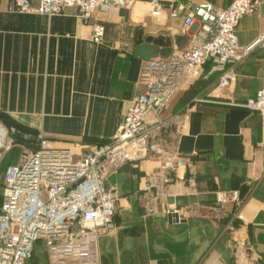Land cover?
<instances>
[{"label":"crops","instance_id":"crops-1","mask_svg":"<svg viewBox=\"0 0 264 264\" xmlns=\"http://www.w3.org/2000/svg\"><path fill=\"white\" fill-rule=\"evenodd\" d=\"M177 1L219 8L232 2ZM10 2L0 0L2 161L27 146L15 140L19 134L32 141L40 134L74 150L108 140L141 89L144 60L134 55L135 45L147 35L188 45L177 31L181 15L169 17L166 7L151 15L146 0H133L109 18L94 11L87 19L74 7L45 15L7 10ZM94 20L103 26L99 42L89 38ZM263 30L260 0L236 33L247 45ZM235 70L237 80L218 91L220 71L206 62L161 114L156 137L183 165L162 173L160 157L152 155L106 174L105 184L114 187L115 229L98 238L93 264H264V119L245 105L260 86L264 62L246 60ZM194 96L200 100L193 102ZM223 189H238L239 202L217 203L214 192ZM167 209L183 221H168ZM33 254L31 264H45V250Z\"/></svg>","mask_w":264,"mask_h":264},{"label":"built area","instance_id":"built-area-1","mask_svg":"<svg viewBox=\"0 0 264 264\" xmlns=\"http://www.w3.org/2000/svg\"><path fill=\"white\" fill-rule=\"evenodd\" d=\"M146 1L151 15H157L164 7L169 17L181 15L179 31L188 37L186 49L143 62L138 79L141 89L128 101L120 123L108 140L83 145L87 149L77 151L57 146L38 134L34 146L20 151L16 161L7 165L0 196V264H24L37 241L44 246L49 264L69 261L93 264L98 238L115 228L114 187L105 184L106 174L115 173L126 161L152 155L160 157L162 173L183 165V160L165 151L156 137L161 114L171 99L200 76L208 61L212 69L220 71L214 89L227 88L238 78L237 64L255 46L264 45V30L247 45L239 42L236 33L240 19L254 13L260 0H232L224 8L209 2ZM132 2L11 0L6 8L54 15L74 7L81 19L89 18L94 11H102L109 18L116 9ZM89 27L90 40L99 42L102 24L94 20ZM199 100L198 96L192 98L193 102ZM245 105L264 119V74L259 88L246 99ZM8 131L15 132L13 127ZM214 195L220 204H235L240 200L238 189L217 190Z\"/></svg>","mask_w":264,"mask_h":264},{"label":"water","instance_id":"water-1","mask_svg":"<svg viewBox=\"0 0 264 264\" xmlns=\"http://www.w3.org/2000/svg\"><path fill=\"white\" fill-rule=\"evenodd\" d=\"M179 34V30H177ZM187 47V45H186ZM185 48H178L172 45L169 36H151L147 35L143 38L141 43H138L134 47V55L143 59L144 61L157 60L166 57L172 50H184ZM18 135V133H16ZM20 137L23 134H19ZM31 138H34L32 136ZM168 221H183V217L177 213V211L169 210L166 214Z\"/></svg>","mask_w":264,"mask_h":264},{"label":"rangeland","instance_id":"rangeland-1","mask_svg":"<svg viewBox=\"0 0 264 264\" xmlns=\"http://www.w3.org/2000/svg\"><path fill=\"white\" fill-rule=\"evenodd\" d=\"M246 60H251V65L253 66V65H259L261 62H264V45L263 46H261V47H258V48H255V49H253V50H251V52L242 60V61H240L237 65H241L242 63H244V62H246ZM237 67V66H236ZM33 142H34V140H33ZM86 145H89V143H87ZM87 147L88 146H80V145H77L76 146V149H77V151L79 150V149H81L82 151H84V150H86L87 149ZM28 148H31L30 146H26V147H21V148H19V149H21L20 151H22V150H24V149H28ZM1 149V148H0ZM17 151V150H16ZM2 158L0 159V185H1V183H2V174H3V172H4V170H5V168L7 167V165H9V164H7V165H2ZM113 209H114V207H113ZM113 214H114V210H113ZM113 220V219H112ZM115 225V224H114ZM115 229V228H114ZM35 245L36 246H33V250H35V251H38V252H44V248L42 247V245H41V243L39 242V243H35ZM33 256H34V254H33ZM32 256V257H33ZM47 258V257H46ZM31 260H32V258L31 259H29V260H26L25 262H24V264L26 263V264H31L32 262H31ZM45 264H49V262H48V260L46 259V262H45Z\"/></svg>","mask_w":264,"mask_h":264},{"label":"trees","instance_id":"trees-1","mask_svg":"<svg viewBox=\"0 0 264 264\" xmlns=\"http://www.w3.org/2000/svg\"><path fill=\"white\" fill-rule=\"evenodd\" d=\"M196 80V79H195ZM193 83V82H192ZM191 83V84H192ZM190 84V85H191ZM189 85V86H190ZM16 141H22V140H24V142H25V144H27L28 146H30V147H33L34 146V143H33V141L32 140H30L29 138H27V139H23V138H21V137H19V136H16V139H15ZM106 141V140H105ZM102 142H104V141H98V142H96V143H102ZM9 155V154H8ZM6 156L4 159H3V161L1 162L2 163V165L4 164V165H7V164H11V163H14L15 161H16V158H17V156L14 158V160H11L12 159V156H10V158H9V156ZM1 191H2V183H1V185H0V196H1ZM40 241H37L36 243H39ZM41 243V242H40ZM41 245H42V243H41ZM42 247L44 248V246L42 245ZM32 255H33V253H32ZM32 255H31V257H32ZM30 257V258H31ZM29 258V259H30Z\"/></svg>","mask_w":264,"mask_h":264},{"label":"bare ground","instance_id":"bare-ground-1","mask_svg":"<svg viewBox=\"0 0 264 264\" xmlns=\"http://www.w3.org/2000/svg\"><path fill=\"white\" fill-rule=\"evenodd\" d=\"M3 133H4V130H3L2 127H0V143H1V138H2V136H3Z\"/></svg>","mask_w":264,"mask_h":264}]
</instances>
